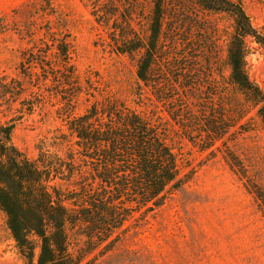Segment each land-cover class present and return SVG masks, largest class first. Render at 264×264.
<instances>
[{
  "label": "trees",
  "instance_id": "16d2710c",
  "mask_svg": "<svg viewBox=\"0 0 264 264\" xmlns=\"http://www.w3.org/2000/svg\"><path fill=\"white\" fill-rule=\"evenodd\" d=\"M146 1L141 33L135 25L140 0H93L115 53L138 55L139 104L134 102L145 111L111 96L96 99L82 114L70 109L66 125L73 145L60 148L57 142L53 150L42 140L35 159L12 142L14 122L0 125V209L28 264H80L101 246L108 251L131 218L161 207L189 180L182 176L180 140L207 151L237 131L251 108L264 122V92L247 69L248 40L264 47V33L244 1L194 0L202 10L233 20L225 57L233 96L218 82L216 32L203 15L195 14L187 31L180 16L188 6L179 4L172 26L167 0ZM48 32L54 35L48 39L53 62L33 51V67H40L73 108L84 87L71 65L68 42ZM23 93L20 80L0 77V103L11 106L9 99L18 102ZM21 104L22 111L15 108L20 115L33 112L34 103Z\"/></svg>",
  "mask_w": 264,
  "mask_h": 264
},
{
  "label": "rangeland",
  "instance_id": "374dc122",
  "mask_svg": "<svg viewBox=\"0 0 264 264\" xmlns=\"http://www.w3.org/2000/svg\"><path fill=\"white\" fill-rule=\"evenodd\" d=\"M243 1L253 24L264 33V0ZM143 3L147 1L138 3L135 24L141 33L146 27ZM167 3L174 13L169 20L172 26L181 3L189 7L180 16L184 29L190 30L189 20L202 14L216 32L217 79L233 96L225 63L232 18L204 11L194 0ZM94 10L93 0H0V77L18 79L24 85L20 101L11 97V106L1 101L0 125L15 123L12 142L31 159L37 157L42 140L53 150L57 142L60 148L73 145L66 125L70 109L72 114H82L96 99L111 96L145 111L136 104L138 55L115 53L110 33ZM49 29L68 42L71 65L84 87L73 108L67 104L68 97L56 91L54 82L45 79L40 67H33V51L46 55L44 62H53L49 58L55 49L48 39L54 35ZM248 43V73L264 92V47L251 39ZM23 101L25 106L35 104L33 112L20 115L16 111L23 110ZM233 132L207 151L180 140L182 176L189 180L161 207L131 218L111 249L105 251L101 246L80 264H264V122L257 109L251 108ZM0 264H28L1 209Z\"/></svg>",
  "mask_w": 264,
  "mask_h": 264
}]
</instances>
